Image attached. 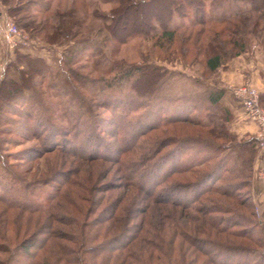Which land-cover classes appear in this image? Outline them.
Segmentation results:
<instances>
[{
  "label": "trees",
  "instance_id": "trees-1",
  "mask_svg": "<svg viewBox=\"0 0 264 264\" xmlns=\"http://www.w3.org/2000/svg\"><path fill=\"white\" fill-rule=\"evenodd\" d=\"M102 1L115 6L104 10L93 0H0L1 15L14 17L20 28L40 36L43 46L63 49L56 65L44 55L14 51L15 58L0 79V130L2 115L24 113L25 122L42 117L36 125L41 123L47 132L55 133L62 148L83 161L80 165L121 163L129 184L122 194L115 193L120 186L110 182V170L97 182L90 175L73 180L69 168L65 181L55 190H38L21 177L1 175L5 162L0 137V218L4 217L0 219V264H16L17 255L35 258L40 252L42 264H50L49 259L64 264H231L230 257L236 254L243 256L241 264H264V220L253 210L252 193L244 201L237 194L248 186L252 190L258 141L254 134L238 141L230 131L232 112L221 103L226 88L205 89L212 106L224 111L216 131L214 118L204 120L203 106L192 97L155 93L169 73L167 68L155 63L123 64L112 60L115 48L108 52L105 47L109 42L153 39L161 61L170 63L176 56H194L197 61L202 55L206 69L214 72L233 57L253 53L260 44L254 42L248 50L246 38L251 35H257L264 48V0ZM175 16L185 18L186 23L171 27ZM95 19L108 32L103 39L92 35L91 21ZM261 31L263 34L258 33ZM87 53L100 56L95 65L103 71L102 77L84 82L77 69ZM86 83L92 86L88 89ZM79 85L95 99L104 92L98 105L111 114L97 113ZM136 98L141 102H133ZM263 101L264 93L260 95V103ZM167 102L172 104L169 109ZM147 106L145 111L157 119L143 124L136 120L137 130L130 136L114 121L119 111L123 119H134ZM152 106H157L159 118ZM217 113L213 110L207 115ZM178 123L208 129L216 140L202 133L168 134L157 141L155 155L143 163L123 158L141 143V136L168 126L175 129ZM98 128L114 137L111 151L102 135H97ZM87 136L89 153L83 146L88 142L79 141ZM129 137L131 143L125 144ZM236 147L249 148L250 154L244 158L236 155ZM212 151L215 155L209 153ZM190 174V180L174 182L177 175ZM210 194L235 199L249 209L204 199ZM39 196L45 201L38 202ZM17 222L20 229L14 237L19 238L23 231L27 236L14 245L10 228ZM229 251L232 255L226 253ZM223 255L228 261H223ZM200 258L202 263H198Z\"/></svg>",
  "mask_w": 264,
  "mask_h": 264
},
{
  "label": "rangeland",
  "instance_id": "rangeland-1",
  "mask_svg": "<svg viewBox=\"0 0 264 264\" xmlns=\"http://www.w3.org/2000/svg\"><path fill=\"white\" fill-rule=\"evenodd\" d=\"M94 4L97 7H101L104 10H109L111 7L115 6L114 3H104L102 0L99 2H96V0H93ZM11 18V17H10ZM12 19L15 21L14 17ZM16 23V22H15ZM183 23H186L185 18H180L178 16H175L173 21L171 22V27L175 28ZM17 25V24H16ZM19 29L22 31V33L28 38L29 42L27 45H18L17 47H12V50L9 51V48L5 51L3 50L0 52V79L2 78L3 71L5 67L7 66L8 62L11 59L15 58L14 51L16 49H19L23 52L31 51L32 54H41L44 55L50 63L53 65H56V58H59L60 55L63 52L62 48L58 47H49V46H43L44 42L41 39L40 36H32L28 31L23 30L20 28L19 25H17ZM92 26V35L97 36L98 39H103L106 37L108 32L104 29L103 24L100 19H95L91 21ZM263 34V31L258 32ZM251 35V34H250ZM153 39H143V38H135L130 40L127 43H111L109 42L106 47V51L112 52L111 50H114L112 53V57L118 61H120L123 64H143V63H155L158 65H162L165 68L168 69L169 73L166 74V76L163 78V80L157 84L155 93L159 95H166L171 97L176 96H189L194 99V102L198 103V105H202V109L200 110V113H202L204 120L211 121L213 118L212 125L216 126L217 131V122L219 121L220 115L224 117V111L220 109L219 107L212 106L211 102L208 100V95L205 92L206 87L209 89L211 87H214V91L220 90V87H225L226 92L221 100L222 105L226 108H228L232 115H230V121H229V129L232 133L235 134V137L238 141H243L248 138V135L255 133L250 130V120L246 117V115L243 112V108L240 105L239 101L236 99V97L233 95L231 87L241 84H235L234 81L237 80L238 75V69L242 66V64H249L248 66L251 67L256 65L257 63L254 62L251 58L248 56H244L237 60L238 56H241L242 54H254L255 52L260 53L264 57V48L261 44V41L257 39V35H251L248 38H246V43L248 45V50L252 48V45L254 42H259V47L254 50L253 53L245 52L242 53L236 57H233L229 59L228 63L224 65L223 67L219 68L218 70L214 72H210L206 69L205 64L203 63L204 57L201 55L197 61H194L196 57H189L183 59L182 56H176L175 60H173L170 63H167L165 61H161L162 59H159L157 57V53L154 51L153 47ZM43 44V45H42ZM174 49V48H173ZM82 60L79 61V68L77 69L79 73V78L81 81L89 82L92 79H98L99 77H102V71L100 68H98L95 64L96 61L100 59V56H92L90 53L85 54L81 58ZM230 61L232 62L231 64ZM236 61V62H235ZM81 65V66H80ZM233 66V67H232ZM100 67V66H99ZM106 67V66H104ZM110 76H114L112 73ZM239 76V75H238ZM233 77V78H232ZM247 78V77H245ZM230 81V82H229ZM86 87L89 89L91 87V84L86 83ZM79 89L86 96L85 98L90 101L91 104H93V108L97 111L99 114L109 115L111 114L110 111H107L106 109H103L98 105V103H102L100 99L103 98L104 92H100V90L97 88V90L100 92L98 97H95L93 95L89 94V91L85 90L84 88H81L79 85ZM212 90V88H211ZM264 93L260 91V95ZM118 98H113L112 101H116ZM141 98H136L133 100V102H141ZM232 101V102H231ZM94 102H97L94 104ZM236 103V106L233 107L236 110H241L242 117L244 121L239 120L240 115L235 113V110L231 108V104ZM75 104H77L75 102ZM171 103L167 102L165 106L169 109L171 107ZM261 105L264 107V101L261 103ZM148 107V108H147ZM145 109L149 110L150 106H147ZM157 106H152L151 109L155 111L154 114L158 115V118L160 117V113L156 111ZM206 108V109H205ZM242 108V109H241ZM213 110H216V115L214 114L213 117L208 116L207 114ZM118 119L116 118L114 121L119 123V126H121V129L123 130L124 134L130 136L135 130H137V126L135 125L136 120H138L139 123L143 124L148 121H153L157 119L155 115H152L151 113H148L147 111L143 112V110L139 111V113H135L134 119L126 118L123 119L122 115H120L121 111L118 112ZM167 113V112H165ZM132 116V117H133ZM2 121L3 124L1 125V134L0 137L3 140L2 143V154H4V162L5 167L1 170V175L8 174L9 176H15L16 178L21 177L25 180V182L28 183V185L36 186L37 189L39 188L44 189L45 192L55 190L58 185H62L65 181V173L69 170V168H72V171L74 172V176L72 177L73 180L81 178H86L88 175L93 177L95 180L102 181L101 179L107 174L105 172L106 170H110V182L114 185L120 186L119 190L115 191V193L122 194L123 191L126 189H129V184L127 182V179L124 177V171L121 169L122 165L121 163H114L111 164L106 161H97L96 164H94V167L90 166L89 164H79L83 162L79 158H73L70 153H67L65 148H62V142L59 141V138H56L57 135L47 132L45 129V125H42L41 123H38L36 125V121L38 119L43 120L42 117H36L30 122H25L24 119V113H21V116H3ZM14 117V118H12ZM5 119V120H4ZM76 120V118H75ZM239 120V121H238ZM108 122V121H104ZM252 122V121H251ZM74 123V121H73ZM110 123V121L108 122ZM243 123V124H242ZM242 124V125H241ZM110 127H115L113 124ZM97 135H102V139L105 140V143L110 148V151L114 148L115 139L114 137L109 134L105 133L99 128L97 129ZM202 133L205 135V137L213 138V140H216L214 136L209 132L208 129L201 128L197 125H191V124H184V123H178L175 125V129L173 126H168V128L163 129V131L154 130L150 133H146V135L141 136V143L136 147L132 146L131 149L123 155V158L132 161L133 163H143L146 157H153L155 155L154 153V147L156 146L157 141L168 134H178V136H192L193 134ZM216 133V132H215ZM65 135H63L64 137ZM130 138V140H128ZM124 140L128 143H131V137ZM54 141V142H52ZM79 141L88 142L87 144H84V148L86 149L85 153H89L90 150V144L91 140L88 138H82L79 139ZM228 142V141H227ZM126 144V143H125ZM135 145V144H134ZM53 148H56V150L49 151ZM256 156L254 160V172H256V163L258 161V144L256 146ZM241 148L236 147V155H242V157H247L248 154H250V151L247 150H240ZM101 151H108L106 149H103ZM212 155H215L214 151L209 152ZM151 159V158H150ZM126 160V161H127ZM233 160L230 162L229 165H233ZM234 167V166H232ZM144 169V168H143ZM91 171V174L89 171ZM240 170V169H239ZM128 171V170H127ZM142 171V170H140ZM140 173V172H139ZM23 176V177H22ZM190 176H181L177 175L174 178V182H180V181H188L190 180ZM255 173L253 175V187H254V178ZM108 179V178H107ZM105 181V180H103ZM106 182V181H105ZM104 183V182H100ZM221 183H226L222 181ZM248 186L247 188H242L241 190L237 191V194H239L238 199L240 201H244L243 199H248L252 193V198L254 202L253 210L257 217H261L264 220V205L257 203L255 197H254V190ZM1 189V188H0ZM136 191L135 188H131L130 190ZM120 197L122 195H119ZM212 197V198H211ZM214 199L215 203L217 204H228L232 208L241 209L242 211H247L249 208H245L235 200V199H229L224 196H220L217 194H210L207 195L204 199ZM250 199V198H249ZM38 202H43L44 197L41 198V196L37 197ZM210 203V202H205ZM74 215V214H73ZM2 216L0 219H3ZM13 224V223H12ZM11 231L14 233L11 234V242L15 245L16 243H19L22 239L26 238L27 233L23 231L19 238H15L14 236L17 235L19 231V222L13 224L11 226ZM236 242L243 241L244 244L250 245L249 241H244L240 239H236ZM253 245V244H251ZM11 246V245H10ZM12 247V246H11ZM228 255H232V253L226 252ZM226 254V255H227ZM2 258H7V254H3L1 256ZM221 258L228 261L225 256H221ZM17 259L19 263L16 264H42L43 263V253L40 252L39 255L35 258H27L22 255H17ZM241 259H243V256L241 257L239 254H236L235 256L230 257L231 264H241ZM50 264H64L63 262L60 263H54L49 259ZM203 260L200 258V261L198 263H202ZM15 264V263H12Z\"/></svg>",
  "mask_w": 264,
  "mask_h": 264
},
{
  "label": "built area",
  "instance_id": "built-area-1",
  "mask_svg": "<svg viewBox=\"0 0 264 264\" xmlns=\"http://www.w3.org/2000/svg\"><path fill=\"white\" fill-rule=\"evenodd\" d=\"M0 35L6 36L11 47L27 45L29 40L22 33L15 21L0 14ZM233 95L239 101L246 117L257 125L258 161L256 176L264 179V107L260 103V90L251 83L231 87Z\"/></svg>",
  "mask_w": 264,
  "mask_h": 264
},
{
  "label": "crops",
  "instance_id": "crops-1",
  "mask_svg": "<svg viewBox=\"0 0 264 264\" xmlns=\"http://www.w3.org/2000/svg\"><path fill=\"white\" fill-rule=\"evenodd\" d=\"M8 48H9V51L12 50V47L10 46V42L8 41L6 36L0 35V52H2L3 50L6 51ZM244 56H248L249 58L254 60V62L257 64L256 65L253 64V66L251 67L248 66L249 64H247V66L246 64H242V66L238 69L239 76L237 75V80L234 81V83L235 84L251 83L252 85L256 86L261 92H264V57L260 53L255 52L254 54H249V53L242 54L241 56L237 57V60ZM231 63L232 62L230 61L229 64ZM230 106L231 108H233L236 106V103H232ZM234 110H235V113L237 112V114L240 115L239 120H242L243 113L241 112V110L237 111L236 108ZM249 127H250V130L252 129L254 133L255 131H257V125L254 122L250 121ZM254 173H255L254 187H253L254 197L257 203L264 205V179L258 178L256 176V172Z\"/></svg>",
  "mask_w": 264,
  "mask_h": 264
}]
</instances>
